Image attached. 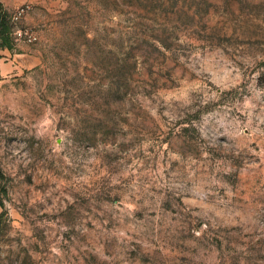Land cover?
<instances>
[{"label": "rangeland", "instance_id": "rangeland-1", "mask_svg": "<svg viewBox=\"0 0 264 264\" xmlns=\"http://www.w3.org/2000/svg\"><path fill=\"white\" fill-rule=\"evenodd\" d=\"M23 5L0 264H264V0Z\"/></svg>", "mask_w": 264, "mask_h": 264}, {"label": "built area", "instance_id": "built-area-1", "mask_svg": "<svg viewBox=\"0 0 264 264\" xmlns=\"http://www.w3.org/2000/svg\"><path fill=\"white\" fill-rule=\"evenodd\" d=\"M29 10V5H22L18 7L10 16V22L12 25L11 35L13 40L16 42L34 43L37 40V36L32 29L19 26V23L27 15Z\"/></svg>", "mask_w": 264, "mask_h": 264}, {"label": "trees", "instance_id": "trees-1", "mask_svg": "<svg viewBox=\"0 0 264 264\" xmlns=\"http://www.w3.org/2000/svg\"><path fill=\"white\" fill-rule=\"evenodd\" d=\"M11 33L12 25L10 22V13L4 8L3 4L0 2V50L14 49L15 43Z\"/></svg>", "mask_w": 264, "mask_h": 264}, {"label": "crops", "instance_id": "crops-1", "mask_svg": "<svg viewBox=\"0 0 264 264\" xmlns=\"http://www.w3.org/2000/svg\"><path fill=\"white\" fill-rule=\"evenodd\" d=\"M35 0H0V2L3 4L4 8L9 12L15 11L19 6L34 2Z\"/></svg>", "mask_w": 264, "mask_h": 264}]
</instances>
